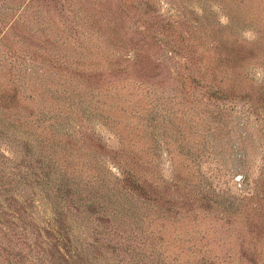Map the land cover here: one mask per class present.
Masks as SVG:
<instances>
[{
	"label": "rangeland",
	"instance_id": "rangeland-1",
	"mask_svg": "<svg viewBox=\"0 0 264 264\" xmlns=\"http://www.w3.org/2000/svg\"><path fill=\"white\" fill-rule=\"evenodd\" d=\"M0 264H264V0H0Z\"/></svg>",
	"mask_w": 264,
	"mask_h": 264
}]
</instances>
